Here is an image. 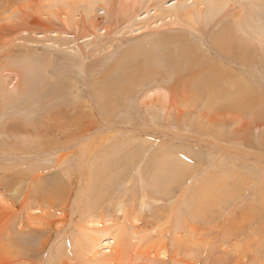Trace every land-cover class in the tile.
I'll use <instances>...</instances> for the list:
<instances>
[{"label": "bare ground", "instance_id": "bare-ground-1", "mask_svg": "<svg viewBox=\"0 0 264 264\" xmlns=\"http://www.w3.org/2000/svg\"><path fill=\"white\" fill-rule=\"evenodd\" d=\"M252 21L238 0H0V264H264V186L235 206L264 162L217 142L246 145L264 124V103L218 61L254 49L227 27L256 40ZM246 105L261 113L228 128ZM194 109L208 142L122 126ZM167 139L215 156H177ZM75 153L76 188L62 176Z\"/></svg>", "mask_w": 264, "mask_h": 264}, {"label": "rangeland", "instance_id": "rangeland-1", "mask_svg": "<svg viewBox=\"0 0 264 264\" xmlns=\"http://www.w3.org/2000/svg\"><path fill=\"white\" fill-rule=\"evenodd\" d=\"M246 2L244 3V1L243 2H241V1H239L238 0V3L240 4V5H243V6H245L246 7V10L248 11V13L252 16V18H253V21H252V23H253V26L254 27H256V26H258V28H259V30H257V31H255V32H259V33H263L264 34V0H245ZM168 3H170V1H168L167 2V4ZM255 8H254V7ZM234 9H235V12H238V9H240V7L239 6H234ZM254 9H255V11H254ZM259 15V16H258ZM232 20V18L230 19V17H229V22ZM257 20V21H256ZM257 23V24H256ZM256 24V25H255ZM235 25V24H234ZM214 26V29H212L213 31L215 30V28H216V26L215 25H213ZM222 26V25H221ZM224 26V25H223ZM222 26V27H223ZM221 27V28H222ZM227 27L230 29V31H232L231 32V37L233 38V44H234V46L236 47V48H238V47H241L243 44L242 43H244V41H246L245 43H247V45L248 44H251L252 45V47L251 48H254V49H252V50H248L247 52L246 51H244V53H245V55L244 56H242V55H240L239 56V61H237V62H239V64L237 63V64H234V62L232 61L235 57L234 56H232V57H230V58H228V57H225V58H223L222 60H218L219 61V63H222V64H224L223 66H225V67H227L228 68V66H230L231 68H236V70L240 73V74H238L239 76H242L241 77V79H243V87H245L246 88V90H247V88H248V90H247V92L248 93H251V96H250V98H251V100L254 102V103H256L257 102V104L259 103L260 105H262L264 102L261 100V98H260V96L259 95H257L259 92L260 93H264V51H263V49H261V47H264V38H262L263 36V34L262 35H260L259 34V37H257V39L255 40L254 38L256 37V35L254 36L253 35V37H252V39H254V41H252V39H251V36H248L249 34H247V36L246 35H244V33H243V31L244 30H242V32L240 33V31L239 30H241V27L239 28V29H235L234 28V26L233 27H231L230 25H227ZM226 27V28H227ZM233 28V29H231V28ZM227 28V29H228ZM215 32H217V30H215ZM239 32V33H238ZM234 33V34H233ZM207 35L205 36V38H198L196 41L198 42V44H199V47H201V48H205V52L206 53H208V52H211V50L209 51L208 49L209 48H211V45H210V42H211V40H210V35H208L209 34V32H207L206 33ZM233 34V35H232ZM198 35V34H197ZM233 36H235V37H233ZM262 36V37H261ZM208 38V39H207ZM236 39H238V41L240 40L241 42H238ZM200 41V42H199ZM208 41V42H207ZM237 42V43H236ZM251 42V43H250ZM201 44V45H200ZM256 44V45H255ZM23 46V49H21L22 51L21 52H19L20 54H24L25 52H33L34 51V49L31 47V45L29 44V43H27V42H24V44L22 45ZM238 46V47H237ZM245 47V45L244 46H242L240 49H243ZM170 48H171V50H173V45L172 46H170ZM212 49V48H211ZM256 49V50H255ZM23 50H25V51H23ZM32 50V51H31ZM208 50V51H207ZM255 50V51H254ZM213 51V50H212ZM241 51V50H240ZM254 51V52H253ZM175 52V51H174ZM176 53V52H175ZM251 55H250V54ZM255 53V54H254ZM210 55H211V58H212V60L214 59V57H215V55H214V53H213V55L210 53ZM247 55V56H246ZM258 57V58H257ZM259 57H261V58H259ZM245 58V59H244ZM257 58V59H256ZM215 59H218V58H215ZM243 59V60H242ZM254 61H253V60ZM260 60V61H259ZM246 61H248V62H246ZM256 61V62H255ZM232 62V63H231ZM260 64H262V65H260ZM253 66H254V68H253ZM253 70V71H252ZM230 71H234V70H232V69H230ZM78 77V76H77ZM83 81V80H82ZM87 82V81H86ZM85 81L84 82H81L80 81V84H81V88H80V90H82L83 91V97H85L86 99H88V96H87V92H88V89L89 88H86L87 87V83H86ZM247 86V87H246ZM263 89V90H262ZM253 93H256V94H253ZM155 94L157 95V96H159V98H160V100L162 101V103L163 102H165V101H167V99H166V97L163 95L162 96V93H160L159 91H157V92H155ZM231 94V93H230ZM164 99V100H163ZM166 99V100H165ZM198 99V98H197ZM177 100V102L179 103V104H182V102H183V99L181 100L180 98H178V99H176ZM257 100V101H256ZM252 101H250L251 102V104L250 105H252V104H254ZM260 101V102H259ZM165 103H167V102H165ZM193 103H195V102H193ZM262 103V104H261ZM240 105H243V103H241ZM250 105H246V106H242L241 108L239 107V114H238V112L236 113V110H234V111H232L231 113H228V112H226V114H227V117L228 116H230L231 115V118L233 119V121L231 122V124L230 125H228V128H230V129H232V127H235L236 125H238V124H240V122H243V123H245L246 121H251V118L253 117V116H255V114H257L258 112H259V114L261 113L260 111H259V109L257 108V106H253V107H255V109L254 108H252V107H250ZM197 106V105H196ZM259 107H261V106H259ZM249 108H252L251 110H250V114H248L249 112L248 111H246L245 109H249ZM261 108H264V106L263 107H261ZM243 109V110H242ZM187 110H183V112H186ZM193 112L195 113V114H188V113H185V114H183L182 116L183 117H181V121L179 120V124H174L172 121H169V122H167V120H165L164 122H163V117H165L166 116V114H160L159 115V120L158 121H153V122H151V123H144V121L142 122V123H140V124H133V123H131V124H122V126H132V127H134V128H138V129H140V131L141 130H144V129H147V128H149V129H147V130H150V129H154V130H160L161 132L162 131H164L166 128V131L165 132H167V133H178L177 135L179 136V134L181 135V134H184V135H189V136H191L190 138H197V139H200V138H202V137H204V138H207L205 141H207L208 142V139H211L212 138V135L211 134H207V136L205 135V133L203 132V131H200V130H198V125H197V122H196V119L198 118L197 116H198V114H197V110L196 109H194L193 110ZM240 112H242L241 114H243L244 116L243 117H241V116H239L240 115ZM247 115H249V116H247ZM262 115V114H261ZM119 116H121V114H119L117 117H119ZM122 117H123V115H122ZM249 117V118H248ZM102 118V116H98V120L99 119H101ZM161 118V119H160ZM234 118H238L237 119V121L236 120H234ZM245 118V119H244ZM119 121V122H118ZM191 121V122H190ZM192 122H194V123H192ZM236 122V123H235ZM263 122H264V120H263ZM115 123H118L119 125H121V122H120V120H116L115 119ZM194 125H192V124ZM157 126H155V125ZM191 124V125H190ZM223 125H224V123L223 124H221V125H219L218 127H217V131H219V129H221L220 128V126L221 127H223ZM191 126H192V128H191ZM263 126V127H262ZM177 127V128H176ZM196 127V128H195ZM176 128V129H175ZM190 128H191V130H190ZM193 128H194V131H193ZM263 128V129H262ZM196 130V131H195ZM189 132V133H188ZM184 135H181V136H184ZM201 135V136H200ZM248 135H249V137L247 136V139L249 138V140H248V142L249 143H247L246 145L245 144H232V143H229V142H225V141H223L224 139H218V143L221 145V146H224V147H226L227 149H229V151H233V152H235L236 153V155H239V153L241 154H245V155H253L254 156V158H256L257 159V161H263L264 162V147L262 146V144H264V124H259V121H257L256 122V124H255V127L254 128H250L249 129V131H248ZM194 136V137H193ZM134 138V139H133ZM124 139H125V141H128L129 142V144H130V142L131 143H135V142H138L139 144L141 143V142H143V140H151V141H149V142H156V140L155 139H145V138H143V137H140V138H138V136L137 137H135V136H133V137H130L129 135H127V136H125L124 137ZM247 141V140H246ZM263 141V142H262ZM254 142V143H253ZM168 144V145H171L172 146V149H173V151H175V153L176 154H178L177 156H186L187 158L186 159H189V160H192L190 157H192V154L194 155L195 153H197L198 155L197 156H193L194 157V159H193V161H198L197 159H195V158H198V156L200 155V156H203V155H205V154H209V156L207 157V155H206V158L208 159V158H210V157H214L215 155H213L212 156V154L209 152V153H207L205 150L204 151H202V153H199L198 152V149L194 146V145H192L191 143H187V142H184V141H176V140H170V139H167V141L165 140V144ZM239 143V142H238ZM258 144V145H257ZM253 145V146H252ZM231 147V148H230ZM156 148V147H155ZM152 150H154V148L152 149ZM152 150H150V151H152ZM150 151L148 150V152H145V154H144V157H146V155L147 154H149L150 153ZM239 151V152H238ZM178 152V153H177ZM180 152V153H179ZM184 153L185 152V154L186 155H183L182 153ZM140 152H138V154H139ZM175 153H173V155L175 156L176 154ZM253 153V154H252ZM191 156H190V155ZM171 156H172V154H170ZM211 155V156H210ZM127 156V158L129 157V155H126ZM190 156V157H189ZM20 157H22V156H20ZM251 157L252 156H250V158H249V160H251ZM126 158V159H127ZM180 159L184 162V160L182 159V157H180ZM179 159V160H180ZM180 160V161H181ZM206 161V160H205ZM78 165H79V156L75 153L74 155H73V157H71L69 160H68V163H67V165H66V169L63 171L62 170V176H64L65 174L67 175L68 174V171H73V172H78V170H79V168H78ZM209 166H210V164H209ZM250 167H252L251 165H250ZM249 167V168H250ZM255 170V171H254ZM257 170V171H256ZM260 172V174H258L259 172ZM251 172V173H250ZM250 172L248 173L249 174V176H253V177H250L252 180H253V182H251V184H252V186H251V188H253V189H251V188H249V190H247V191H249V193L247 194V196H245V195H243V194H241L239 197H238V200H237V202L235 203V206H240V205H242L243 203H245V201H247V199H249L251 196H252V194H253V192L252 191H254V192H260V185H263L264 186V182H262V180L264 179V169H259L258 167H254V169L252 168H250ZM71 174V173H70ZM70 174H68L67 175V177L68 178H70V181H69V184H70V186H73L74 185V188H76V185L78 186L79 184H78V182H77V179H76V177H74V181H72L73 180V177L71 178V175ZM257 175V176H256ZM64 180H66V178H65V176H64ZM237 182V181H236ZM256 182V183H255ZM262 183V184H261ZM258 184V185H257ZM254 187H256V188H254ZM261 189H262V187H261ZM262 191V190H261ZM134 192V191H133ZM250 192H251V194H250ZM254 195V194H253ZM243 197V198H242ZM245 197V198H244ZM242 198V199H241ZM245 200V201H244ZM34 210V208L32 207V211ZM51 233V234H50ZM46 234H48L51 238H53V236H54V234H52V232H47ZM38 236L37 237H39V238H42V235H39V234H37ZM44 238V237H43ZM106 241H104L102 244H104ZM226 248V246H224V249ZM228 250H231L229 247L227 248ZM46 255H47V251H45V252H41V254H39V256L37 255V260H40V259H43L44 260V258L46 257ZM258 258H259V255H258ZM242 262L244 263V264H247V262H248V259L247 258H243V260H242Z\"/></svg>", "mask_w": 264, "mask_h": 264}]
</instances>
